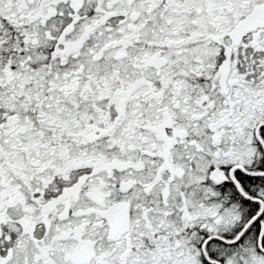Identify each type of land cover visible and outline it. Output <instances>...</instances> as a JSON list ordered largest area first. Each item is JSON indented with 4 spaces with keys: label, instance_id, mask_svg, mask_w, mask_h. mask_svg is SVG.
<instances>
[{
    "label": "snow or ice",
    "instance_id": "1",
    "mask_svg": "<svg viewBox=\"0 0 264 264\" xmlns=\"http://www.w3.org/2000/svg\"><path fill=\"white\" fill-rule=\"evenodd\" d=\"M0 264H264V0H0Z\"/></svg>",
    "mask_w": 264,
    "mask_h": 264
}]
</instances>
